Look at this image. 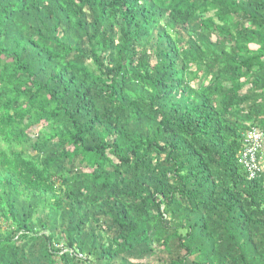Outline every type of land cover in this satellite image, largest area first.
I'll return each instance as SVG.
<instances>
[{
	"label": "trees",
	"instance_id": "trees-1",
	"mask_svg": "<svg viewBox=\"0 0 264 264\" xmlns=\"http://www.w3.org/2000/svg\"><path fill=\"white\" fill-rule=\"evenodd\" d=\"M252 126L264 0H0V264H264Z\"/></svg>",
	"mask_w": 264,
	"mask_h": 264
},
{
	"label": "built area",
	"instance_id": "built-area-1",
	"mask_svg": "<svg viewBox=\"0 0 264 264\" xmlns=\"http://www.w3.org/2000/svg\"><path fill=\"white\" fill-rule=\"evenodd\" d=\"M238 161L248 171L250 178H257L264 171V130L252 126L244 135V146Z\"/></svg>",
	"mask_w": 264,
	"mask_h": 264
},
{
	"label": "rangeland",
	"instance_id": "rangeland-1",
	"mask_svg": "<svg viewBox=\"0 0 264 264\" xmlns=\"http://www.w3.org/2000/svg\"><path fill=\"white\" fill-rule=\"evenodd\" d=\"M252 47H253V48H256V46H253V45H252Z\"/></svg>",
	"mask_w": 264,
	"mask_h": 264
}]
</instances>
